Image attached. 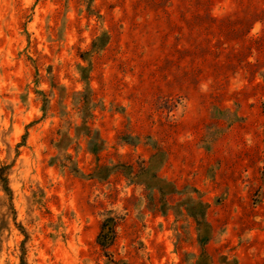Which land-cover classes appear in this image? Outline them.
I'll return each mask as SVG.
<instances>
[{
    "label": "rangeland",
    "instance_id": "obj_1",
    "mask_svg": "<svg viewBox=\"0 0 264 264\" xmlns=\"http://www.w3.org/2000/svg\"><path fill=\"white\" fill-rule=\"evenodd\" d=\"M0 264H264V0H0Z\"/></svg>",
    "mask_w": 264,
    "mask_h": 264
},
{
    "label": "trees",
    "instance_id": "obj_2",
    "mask_svg": "<svg viewBox=\"0 0 264 264\" xmlns=\"http://www.w3.org/2000/svg\"><path fill=\"white\" fill-rule=\"evenodd\" d=\"M111 233H113L112 228H110V230L109 228L107 229V223H103L101 233L99 235V244L101 246H106L107 242L113 239Z\"/></svg>",
    "mask_w": 264,
    "mask_h": 264
}]
</instances>
